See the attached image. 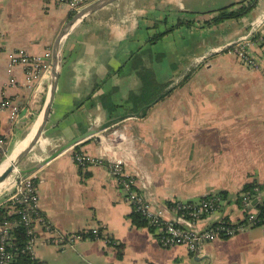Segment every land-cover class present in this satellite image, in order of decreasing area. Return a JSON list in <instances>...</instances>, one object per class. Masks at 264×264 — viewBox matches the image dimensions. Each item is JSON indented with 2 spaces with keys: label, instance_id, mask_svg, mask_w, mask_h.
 Listing matches in <instances>:
<instances>
[{
  "label": "crops",
  "instance_id": "crops-1",
  "mask_svg": "<svg viewBox=\"0 0 264 264\" xmlns=\"http://www.w3.org/2000/svg\"><path fill=\"white\" fill-rule=\"evenodd\" d=\"M242 1L116 0L68 32L47 139L23 160L22 170L35 177L41 214L55 236L82 237L72 246L49 243L41 228L33 254L40 264H264V225L208 242L198 255L185 245L162 247L157 232L132 224L133 204L107 165L80 166L74 159L76 148L123 159L135 179L131 189L177 223L184 221L175 205L225 192L219 209L194 224L197 231L244 221L240 192L247 183L264 187V59L262 70L249 69L217 50L248 34L264 0L246 17L206 24ZM70 20L67 6L49 0H0V101L20 108L15 123L10 110H0L9 153L39 119L52 74L30 89L27 69L18 65L12 85L8 54L24 50L45 58ZM180 20L190 24L176 28ZM157 34L163 36L152 41ZM262 46L264 54V40ZM118 117L42 164L61 144Z\"/></svg>",
  "mask_w": 264,
  "mask_h": 264
},
{
  "label": "built area",
  "instance_id": "built-area-1",
  "mask_svg": "<svg viewBox=\"0 0 264 264\" xmlns=\"http://www.w3.org/2000/svg\"><path fill=\"white\" fill-rule=\"evenodd\" d=\"M60 6H67L70 15L87 7L95 0H49ZM262 29H264V11L257 18L248 32V34L225 48H220L217 52L226 53L235 56L244 66L249 69L262 70L264 54L261 53L263 47ZM2 36L0 31V37ZM257 49L260 50L258 53ZM52 49H50L45 58L39 56H31L24 50L10 52L8 54V73L10 75V84H15L14 68L18 65L24 66L28 87L33 89L35 83H39L44 74L50 72L52 67ZM10 110V119L12 123L17 122L20 115V108L10 102V100L0 101V110ZM9 154V142L4 136L0 135V155L7 157ZM74 159L80 166H101L107 165L109 173L116 178L118 182L126 190L127 198L136 206V210L141 212L150 223L157 227L158 241L164 248L176 245H185L193 254L203 252L208 242L217 239H225L236 235L240 231L248 229L256 222V212L251 211L252 201L244 198V210L248 221L243 223H223L220 221L208 229L197 231L193 229L194 224L201 219L203 215H210L217 211V202L215 200L202 201L199 204H184L176 206V210L181 214L184 223H177L165 218V210L163 208H154L141 195L133 191L132 185L135 179L128 175L125 171L124 160L121 158L108 159L102 156H93L81 152H74ZM15 174V173H14ZM6 194V195H5ZM5 206L13 212L22 215V223L27 228L29 237L28 243L24 249L15 247L11 230L13 224L5 222L0 228V264H11L19 253L34 254V249L38 240V232L42 228L46 234V241L60 244L73 245V243L81 239V235H74L69 238H57L54 234L52 226L41 214L39 207V196L36 191V181L33 175H24L17 172L13 176L12 186L5 193ZM244 219V220H245ZM96 238L99 237V231L93 230ZM68 243V244H67Z\"/></svg>",
  "mask_w": 264,
  "mask_h": 264
},
{
  "label": "trees",
  "instance_id": "trees-1",
  "mask_svg": "<svg viewBox=\"0 0 264 264\" xmlns=\"http://www.w3.org/2000/svg\"><path fill=\"white\" fill-rule=\"evenodd\" d=\"M259 0H244L240 3H236L231 5L230 7L224 8L220 11H218V14L216 17H214L212 20L206 22V24H218L226 20L230 19H240L243 17L248 16L258 5ZM73 15L71 16V18ZM190 21L180 20L179 23L175 26L180 27L181 25H189ZM163 36V34H157L152 41H157ZM197 68V66L195 67ZM194 69H192V72H190V76L193 75ZM167 95H160L158 97L159 101L163 100ZM145 114V113H144ZM12 152V150H11ZM10 152V153H11ZM75 152H79L78 148L75 149ZM5 160V157L0 155V165ZM227 194L225 192H220L213 196H207L203 199H201L197 203H191V204H199L202 201L207 200H215L217 202V207H220V202L222 199H226ZM244 198H249L252 203H254L253 208L257 210L256 214V222L253 226H262L264 225V187L260 184H256L255 182L247 183L242 191L240 192L238 202L241 206L244 207ZM172 206V205H171ZM176 207V205H175ZM219 209V208H218ZM207 215L201 216V218L206 217ZM129 219L132 222L133 225H135L138 228H148L151 232H157V227L153 226L150 221L138 210H136V206H133V211L129 215ZM22 215L18 212H13L9 206H1L0 207V226L4 224L5 222H11L13 224V228L11 230V235L13 237V244L15 247L20 248L21 250L24 249L28 243L29 237L27 235V228L22 223ZM248 220L245 219L244 221H241L240 223H245ZM223 223H230L225 222ZM100 235V232H99ZM122 251L120 250L119 256L121 257ZM11 264H40L33 255L25 252V253H19V255L15 258V260Z\"/></svg>",
  "mask_w": 264,
  "mask_h": 264
},
{
  "label": "water",
  "instance_id": "water-1",
  "mask_svg": "<svg viewBox=\"0 0 264 264\" xmlns=\"http://www.w3.org/2000/svg\"><path fill=\"white\" fill-rule=\"evenodd\" d=\"M116 0H95L93 3H91L90 5H88L87 7L83 8L81 11H79L78 13H76L71 20L64 26V28L61 30V32L59 33V35L57 36V39L54 43L53 49H52V67H51V74H52V78L53 80V89H52V93H51V98L50 101L48 103L47 106V113L45 116V120L43 123V126L40 130L38 139L16 160V163L13 166H10L6 171L5 174L2 176V179L7 178L8 176H12V174L14 173V169L17 168V172L19 173H24V171L22 169H19V166H21L23 160L29 155V153L36 147V145L38 143H41L42 140L47 139L46 133H45V129H46V125L49 121V116H50V112L52 109V105L54 102V97H55V92H56V88H57V84H58V78H59V69H60V63H61V59L59 58V52H58V46H57V41L60 38V36L63 35V33L66 32V30L68 31L70 25L78 18L81 17L79 21L83 20V18L87 15H89L90 13L110 4L113 3ZM82 14V16H80ZM47 102V101H46ZM44 108L42 109V111L44 110ZM41 112H39V116L41 115ZM138 115V114H137ZM136 115V116H137ZM132 116V115H129ZM121 120V117L119 118H112L109 119L106 122H103L100 126L98 127H92L89 130H87L86 132H84L83 134H81L80 136L75 137L74 139H72L71 141L61 144L60 146H58V148L56 150H54V152L47 158L45 159L42 164H46L49 161H51L52 159L56 158L57 156H59L61 153H63L64 151L74 147L75 145H78L79 143L85 141L86 139L95 137L96 135L100 134L101 132L105 131L106 129H108L110 126L116 124L117 122H119ZM33 129V128H32ZM31 129V130H32ZM1 166V165H0ZM16 172V173H17Z\"/></svg>",
  "mask_w": 264,
  "mask_h": 264
},
{
  "label": "bare ground",
  "instance_id": "bare-ground-1",
  "mask_svg": "<svg viewBox=\"0 0 264 264\" xmlns=\"http://www.w3.org/2000/svg\"><path fill=\"white\" fill-rule=\"evenodd\" d=\"M82 16V14L80 15ZM81 17H78L69 27L68 31L66 30L65 33H63L62 36L57 41V46H58V52H59V58H60V50L62 43L65 39V37L68 35V32L79 22ZM53 78H52V84L50 87V91L48 94L47 102L46 105L48 106V103L51 98V93L53 89ZM47 106H45L44 110L42 111L41 115L39 116V119L35 122L33 125V129L30 131L28 136L24 138L22 141L19 142L17 147L15 148V151L13 153L11 152L3 161V163L0 166V196H2L6 191L10 190L12 186V181H13V175L8 176L5 179H2V176L5 174V171L10 167L15 165L16 160L38 139L40 130L43 126L45 116L47 113ZM17 168L14 169V173L17 172Z\"/></svg>",
  "mask_w": 264,
  "mask_h": 264
},
{
  "label": "rangeland",
  "instance_id": "rangeland-1",
  "mask_svg": "<svg viewBox=\"0 0 264 264\" xmlns=\"http://www.w3.org/2000/svg\"><path fill=\"white\" fill-rule=\"evenodd\" d=\"M37 117H38V116H37ZM38 144H39V143H38ZM9 154H10V153H9ZM9 154H8V155H9ZM22 166H23V164H21V166H19V169H22ZM12 175L14 176V175H16V173H15V174L13 173ZM4 198H5V196H4L3 198L0 197V203H1L2 201L4 202Z\"/></svg>",
  "mask_w": 264,
  "mask_h": 264
}]
</instances>
